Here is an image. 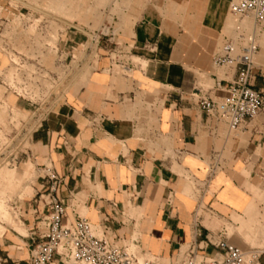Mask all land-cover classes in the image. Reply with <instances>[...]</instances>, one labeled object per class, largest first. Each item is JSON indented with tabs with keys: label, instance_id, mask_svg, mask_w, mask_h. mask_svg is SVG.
Instances as JSON below:
<instances>
[{
	"label": "crops",
	"instance_id": "0c3cea01",
	"mask_svg": "<svg viewBox=\"0 0 264 264\" xmlns=\"http://www.w3.org/2000/svg\"><path fill=\"white\" fill-rule=\"evenodd\" d=\"M123 1L128 7L119 16L91 29L73 25L82 22L74 0H48L49 9L72 10V26L58 42L57 32L41 42L35 25L18 33H38L24 38L36 49L48 46L43 61L49 66L58 49L68 68L67 91L36 123L23 156L31 161L19 169L0 163V190L7 191L0 198L9 205L12 198L21 201L15 211L20 230L7 227L0 236V264H28L37 239L32 233L47 213L39 199L46 190L44 166L61 179L56 195L66 207L64 221L84 218L97 236L161 264L189 251L214 256L206 238H228L220 222L241 219L245 238L264 235L253 226L264 189V115L232 131L226 119L208 117L198 104L200 95L218 98L234 76L213 66L212 58L226 38L238 39L229 14L236 0ZM240 23L256 38L257 66L264 59V30L252 17ZM6 64L0 53V68ZM258 76L257 66L254 87L264 91ZM5 106L22 115L33 111L2 92L0 120ZM212 164L217 170L207 181Z\"/></svg>",
	"mask_w": 264,
	"mask_h": 264
},
{
	"label": "built area",
	"instance_id": "2783aa9c",
	"mask_svg": "<svg viewBox=\"0 0 264 264\" xmlns=\"http://www.w3.org/2000/svg\"><path fill=\"white\" fill-rule=\"evenodd\" d=\"M229 14L234 20V32L238 34V39L226 38L220 52L213 56L212 63L217 68L232 69L234 76L218 98L200 95L198 104L208 117L226 119L228 128L234 131L264 111V91L254 87L257 74L254 57L259 46L255 36L245 34L240 23L245 17H252L255 26L264 30V0L233 1ZM39 19L21 10L10 12L0 7V53L7 60V64L0 68V87L3 94L13 95L33 107V111L23 118L15 117L13 111L6 107V123L0 126V157L11 152L6 155L10 162L17 160L19 152L28 151L36 123L64 100L67 91L68 68L59 58L56 65L60 71L47 67L43 61L47 45L36 49V45L31 46L30 43L24 49H18L15 44V36L32 25L42 39L45 36L48 38L44 30L46 22ZM36 20L38 22L34 24ZM216 170L215 164L209 166L207 181ZM42 176L46 190L39 194V199L47 208V213L32 233L37 239L33 238L28 264H161L155 257L139 255L130 246L117 245L97 236L94 227L84 218H78L73 223L64 221L66 207L56 195L61 179L49 166L43 167ZM198 214L199 211L195 215ZM206 244L215 248L214 256L198 258L189 251L181 254L172 264H258L264 253L256 248L245 251L220 235L214 242L206 238Z\"/></svg>",
	"mask_w": 264,
	"mask_h": 264
},
{
	"label": "rangeland",
	"instance_id": "374dc122",
	"mask_svg": "<svg viewBox=\"0 0 264 264\" xmlns=\"http://www.w3.org/2000/svg\"><path fill=\"white\" fill-rule=\"evenodd\" d=\"M116 0H74L75 7H77L78 14L75 15L78 19H80L82 22L81 24H78V20L73 21V25H79V27H90L91 29H98L102 25L103 21L107 20L109 17H116L119 16L121 11L123 9H126V4L123 3V0H117V5H112L115 3ZM119 3V4H118ZM0 7H3L7 9L10 12L20 11L25 14L35 15V18L42 17L44 21L46 22V27L44 30H46V34H50L52 32H57V42L59 38H61L62 34L66 30L67 27L72 26L70 14L72 10L68 9L67 7L64 9L62 13H59L55 11V9H49L48 0L44 3V0H0ZM34 8H38L39 11L34 10ZM117 9V10H116ZM99 15V21L97 22ZM97 24L95 25L94 23ZM28 31L31 32V35L28 37H33L34 35L38 34L33 28L29 29ZM23 36H15V44L18 49H24L25 47L29 46L32 42L31 38L29 40H26L24 37V33H22ZM44 36V35H43ZM47 39V36H45V39H42L41 42H44ZM39 47V46H38ZM44 48V46H41ZM264 56V55H263ZM56 60H58V55H53V64L52 66H49V62L45 61V64L47 67L52 71H60V69L57 68ZM257 66L259 68V76L258 80L263 83L264 88V59L263 62H256ZM3 90L0 88V94H2ZM4 110L5 114L2 116V119L0 120V126H5L6 121V106L2 108ZM13 115L15 117H21L23 118L24 115L17 113L13 111ZM26 115V114H25ZM264 112H262L256 119H258L260 116H263ZM28 147V145H26ZM11 152L6 153V155L10 154ZM6 155L3 157H0V163H3L2 166H6L8 169H19L22 167V165L25 162L31 161V159H23L24 153L19 152L17 155V160L14 162H10L6 159ZM3 169V167L0 168V171ZM36 170V169H35ZM40 173L38 170H36V177ZM36 180V178H35ZM34 180V182H35ZM261 185L264 188V181H261ZM7 191L0 190V195H5ZM1 201H6L3 198H0ZM6 206L8 207L9 212L12 211H19V205L21 203L20 200L16 198H12L10 201V205L8 204V201H6ZM14 210H13V209ZM256 209L259 213L257 222L253 225L254 226V233L257 232V226H260V228L264 229V189L262 190L261 195L258 197L256 202ZM262 215V216H261ZM1 216L4 218V220L1 218ZM244 218V217H243ZM13 219V218H12ZM12 219L11 217H8L5 212L0 213V236L3 235V233L6 231L7 227H12ZM244 223V222H243ZM221 224L226 226L227 228V234L228 238L234 242L236 245L241 247L243 250L247 251L250 248H256L260 251H264V235L261 234L257 236L245 238L244 231L245 228H242V220H235L233 219V224H226L225 222L217 223V227H219ZM262 229V230H263ZM18 230V229H17ZM20 230V229H19Z\"/></svg>",
	"mask_w": 264,
	"mask_h": 264
},
{
	"label": "bare ground",
	"instance_id": "6f19581e",
	"mask_svg": "<svg viewBox=\"0 0 264 264\" xmlns=\"http://www.w3.org/2000/svg\"><path fill=\"white\" fill-rule=\"evenodd\" d=\"M38 9V8H37ZM26 37H28V36H30L31 35V32L30 31H27V32H25V34H24ZM19 37L20 36H23L22 34H20V35H18ZM260 56V55H259ZM262 57H263V55H262ZM255 62V61H254ZM6 204H7V202L6 201H1L0 200V213L1 212H5L6 213V215L8 216V217H11V219H12V228H15V229H20L21 228V221L19 220V217H18V215H17V213L16 212H14V211H12V212H9V210H8V207L6 206ZM1 218L4 220V218L1 216Z\"/></svg>",
	"mask_w": 264,
	"mask_h": 264
}]
</instances>
